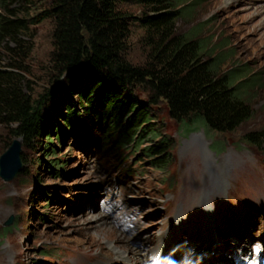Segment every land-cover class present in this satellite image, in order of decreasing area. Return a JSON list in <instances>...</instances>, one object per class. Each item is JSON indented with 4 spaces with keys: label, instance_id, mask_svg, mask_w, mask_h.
I'll return each instance as SVG.
<instances>
[{
    "label": "trees",
    "instance_id": "trees-1",
    "mask_svg": "<svg viewBox=\"0 0 264 264\" xmlns=\"http://www.w3.org/2000/svg\"><path fill=\"white\" fill-rule=\"evenodd\" d=\"M32 1L0 0V47L7 48L5 54L0 51V125L26 147L43 148V136L50 141L54 132L62 143L82 113L97 117L108 132L120 130L118 140L136 148L139 161L147 159L161 171L177 160L173 128L185 136L203 129L211 147L229 142L264 160V130H242L256 115L254 101L264 90V75H250L249 65L236 61L226 65L233 56L226 57L228 50L198 28L176 31V20L197 0H132L152 10L138 17L146 50L140 63L130 59L135 17L125 8L129 0H48L43 17L53 23L52 51L47 85L37 96L24 64L29 48L22 35L29 21L20 15V6ZM16 2L18 8L11 7ZM64 104L67 110L60 112ZM21 160V172H27L24 153ZM55 195L44 193V201L52 202ZM9 231L0 230V244Z\"/></svg>",
    "mask_w": 264,
    "mask_h": 264
},
{
    "label": "rangeland",
    "instance_id": "rangeland-1",
    "mask_svg": "<svg viewBox=\"0 0 264 264\" xmlns=\"http://www.w3.org/2000/svg\"><path fill=\"white\" fill-rule=\"evenodd\" d=\"M47 3L48 0H33L26 7L20 6L23 9L20 15L29 21V28L22 35L29 48L24 64L35 96L47 85V69L52 51L53 23L50 18L43 17ZM19 5L16 2L11 7L18 8ZM125 8L135 17L129 42L130 59L140 63L145 59L146 50L142 39L143 25L138 17L152 10L143 2L132 0L126 2ZM175 26L178 33L198 28L202 36L212 37V44H219L221 49L228 50L226 57L233 56L226 65L236 61L241 65H249L250 75L255 72L264 75V0H197L191 11L176 20ZM11 46H15V43L11 42ZM5 50L0 47L1 54H5ZM254 106L256 115L243 126V131L264 130V90L254 101ZM60 107V112L67 110L65 104ZM119 131L115 128L107 131L110 136L109 145H112L114 154H118L113 156L100 141V130H96L95 126L88 139L78 145L70 144L72 136L69 134L60 143L54 132L50 141V138L43 136V148L41 145L33 149L26 147L21 138L13 137L7 127L0 125V159L16 139L21 142L20 154L24 153L28 159L27 172L20 170L11 180L0 176V230L10 227L9 234L0 245V264H36L47 249L46 253L53 254L48 264H58V259L65 255L62 247L89 252L95 246L98 251L110 254L111 245L115 249L127 251L135 264L145 260L148 250L155 244V228L158 227L155 223L164 218L161 213L155 212L160 205H155L151 197L155 186H152L154 184L150 180L159 181L163 174L147 159L139 161L135 156L127 155L129 148L118 140L122 138ZM173 132L178 144L181 142L178 149L183 156L179 160L181 168L185 171L188 166L195 164L191 167L193 173H184L185 184L182 190L186 193L178 198L183 208L195 211L199 207L204 208V203L200 201L207 198L204 192L214 185L218 189L209 197L220 200L229 197V201L235 203V198L231 196L237 193L246 197L253 192V185L261 181L260 178H251L248 170L240 167L247 162L251 168L250 163L257 160L258 155L247 147L236 149L234 145L215 143L211 151L209 146L212 139L207 138L203 131L197 134L192 132L189 138L176 128H173ZM240 133L241 130L233 135L237 137ZM206 152L212 158V172L211 175L202 173L200 176L195 174L199 173L201 167L199 156H204ZM129 161H135L136 168L141 162L144 163L146 170L136 169L133 173L125 167ZM56 162L67 163V167L57 166ZM68 168L73 170L69 176L65 172ZM233 168L236 170L231 184L229 173ZM207 177H212L211 181ZM54 190L67 196L79 197L80 204L72 199L77 204L76 211L67 212L65 207L68 202L62 200L58 204L44 201L43 194ZM263 192L258 188L251 196L259 206H262L260 201L264 198ZM96 214L105 215L111 220L112 227L107 226L105 229L109 227L108 230L113 234L121 231L124 239L102 235L104 227L101 226L104 223L92 222ZM260 221L257 220L252 232L253 236L262 238ZM187 241L191 244L194 242L188 238ZM237 248L239 246L234 249ZM62 264H66L65 260Z\"/></svg>",
    "mask_w": 264,
    "mask_h": 264
},
{
    "label": "water",
    "instance_id": "water-1",
    "mask_svg": "<svg viewBox=\"0 0 264 264\" xmlns=\"http://www.w3.org/2000/svg\"><path fill=\"white\" fill-rule=\"evenodd\" d=\"M21 142L14 140L10 148L1 156L0 159V176L6 180L14 178L22 169L21 160Z\"/></svg>",
    "mask_w": 264,
    "mask_h": 264
},
{
    "label": "bare ground",
    "instance_id": "bare-ground-1",
    "mask_svg": "<svg viewBox=\"0 0 264 264\" xmlns=\"http://www.w3.org/2000/svg\"><path fill=\"white\" fill-rule=\"evenodd\" d=\"M111 220H109V219H107L106 218V216L105 215H101V214H96L94 217H93V219H92V222H96V223H98V222H103L104 223V225L103 226H101V227H104V228H102V231H103V233H101L102 235H112V236H114L116 239H124V235H123V233L118 229V228H116V227H114V228H116L117 230H119L120 232H118V233H116V234H113L112 233V231H110V230H108L109 229V227H108V229L106 228L105 229V227H107V226H111L112 227V225H111V222H110ZM112 229V228H111ZM107 232V233H106ZM123 243V242H122Z\"/></svg>",
    "mask_w": 264,
    "mask_h": 264
}]
</instances>
